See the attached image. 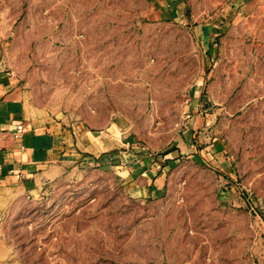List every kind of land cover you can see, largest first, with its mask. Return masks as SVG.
I'll list each match as a JSON object with an SVG mask.
<instances>
[{
	"label": "rangeland",
	"instance_id": "1",
	"mask_svg": "<svg viewBox=\"0 0 264 264\" xmlns=\"http://www.w3.org/2000/svg\"><path fill=\"white\" fill-rule=\"evenodd\" d=\"M239 1L0 0L27 124L80 141L0 186V264H264V0Z\"/></svg>",
	"mask_w": 264,
	"mask_h": 264
},
{
	"label": "crops",
	"instance_id": "2",
	"mask_svg": "<svg viewBox=\"0 0 264 264\" xmlns=\"http://www.w3.org/2000/svg\"><path fill=\"white\" fill-rule=\"evenodd\" d=\"M258 1L240 0L239 5L248 8ZM154 2V18H166L169 14L166 0ZM24 101L17 78L0 68V186L31 174L40 164L57 162L65 154L78 153L80 149L78 138L70 142L63 133L29 126ZM19 124L23 127L20 132L16 131Z\"/></svg>",
	"mask_w": 264,
	"mask_h": 264
},
{
	"label": "built area",
	"instance_id": "3",
	"mask_svg": "<svg viewBox=\"0 0 264 264\" xmlns=\"http://www.w3.org/2000/svg\"><path fill=\"white\" fill-rule=\"evenodd\" d=\"M22 129H23L22 125H21V124H19V125L17 126V129H16V131L20 132Z\"/></svg>",
	"mask_w": 264,
	"mask_h": 264
}]
</instances>
